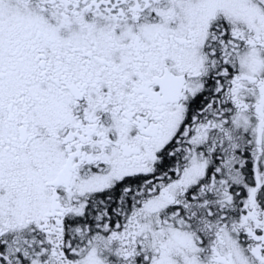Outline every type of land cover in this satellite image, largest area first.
<instances>
[{"label":"snow or ice","instance_id":"1","mask_svg":"<svg viewBox=\"0 0 264 264\" xmlns=\"http://www.w3.org/2000/svg\"><path fill=\"white\" fill-rule=\"evenodd\" d=\"M0 264H264V0H0Z\"/></svg>","mask_w":264,"mask_h":264}]
</instances>
